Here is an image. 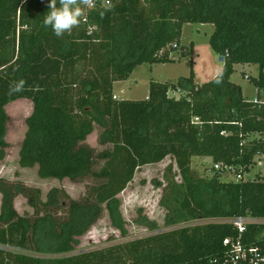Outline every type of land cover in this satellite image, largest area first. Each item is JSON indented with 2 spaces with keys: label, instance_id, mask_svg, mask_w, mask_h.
Masks as SVG:
<instances>
[{
  "label": "trees",
  "instance_id": "trees-1",
  "mask_svg": "<svg viewBox=\"0 0 264 264\" xmlns=\"http://www.w3.org/2000/svg\"><path fill=\"white\" fill-rule=\"evenodd\" d=\"M93 2L88 8L80 0L78 25L56 36L43 23L49 0H0V162L9 147L5 107L26 99L32 111L19 166L36 167L40 179L98 183L78 200L52 188L42 202L39 189L0 178V264H224L223 241L236 232L211 220L264 217V177L222 182L225 174L213 168L223 164L244 175L264 155V103L246 101L230 82L235 65H256V98L264 93V0ZM185 24L214 27L209 46L223 58L221 72L196 85L190 69L174 83L150 81L146 100H115L113 83L137 67L174 61ZM170 91L184 95L169 98ZM95 128L100 151L86 144ZM167 157L181 182L166 177L159 201L165 229L141 216L136 223L151 235L69 255L104 211L126 235L118 196L137 170ZM194 157L211 160L213 178L192 172ZM17 197L32 218L18 214Z\"/></svg>",
  "mask_w": 264,
  "mask_h": 264
},
{
  "label": "rangeland",
  "instance_id": "rangeland-1",
  "mask_svg": "<svg viewBox=\"0 0 264 264\" xmlns=\"http://www.w3.org/2000/svg\"><path fill=\"white\" fill-rule=\"evenodd\" d=\"M182 29L179 48L170 55L174 62L154 66L143 64L136 68L131 80L138 81L137 85L130 89H126L127 85L125 84L115 86L114 95L116 98L118 97V101L143 100L150 79L160 82L174 81L178 77H188L190 69H192L195 83L202 85L212 81L221 72L222 62H219V56L209 46V37L214 31V27L209 24H186ZM183 51L184 57L182 56ZM258 71L256 65L237 64L230 77V82L240 87L243 98L248 102L254 101L257 97V89L251 79L257 77ZM122 88L125 90L124 95L119 92ZM183 95L182 92L170 91L168 97L179 99ZM122 96L124 97L121 98ZM260 97V99H264L263 92H260ZM31 108L28 100L14 101L5 107L9 119L6 135L9 147L5 150L4 160L0 162V176L6 177L9 181L17 178L16 180H20L27 187L39 189L42 202L46 201V195L52 188L63 189L71 199L82 198L87 187L98 184L95 180L87 179L81 183H71L68 179L62 181L40 179L37 176L36 168L23 169L19 166V145L26 132L25 119L30 116ZM98 132L100 131L95 128L93 134L86 139V144L100 151L102 148H99L97 144ZM212 165L211 160L207 158L194 157L191 160L192 172L205 180H210L216 173L213 171ZM169 167L170 173L167 171ZM99 168L97 166L96 170ZM15 174H18V177ZM257 175L264 177V160L260 166L253 165L250 173L244 176V180H252ZM169 176H173L175 182H181L174 160L170 157L159 164L144 166L137 170L132 182L118 196L121 202L122 216L127 223L125 226L126 235H121L111 226L107 213L104 211L102 217L86 235L79 239V244L69 255H77L151 235L152 232L136 223V220L141 216L155 222L159 232L164 230L166 211L160 207L159 201L166 197L164 188H166V177ZM235 178L234 175L225 174L220 176V181L236 182ZM14 208L19 215L33 217L32 208L22 197L15 200Z\"/></svg>",
  "mask_w": 264,
  "mask_h": 264
},
{
  "label": "built area",
  "instance_id": "built-area-1",
  "mask_svg": "<svg viewBox=\"0 0 264 264\" xmlns=\"http://www.w3.org/2000/svg\"><path fill=\"white\" fill-rule=\"evenodd\" d=\"M108 3L109 0H107L106 5H108ZM93 5V0H87L86 6L88 8H92ZM253 102L255 104H263L264 99L256 98ZM257 158L255 164L260 166L261 162L264 160V155ZM213 168L224 174L234 175L236 177V182L245 181L244 176L249 174H235V171L231 167L223 164H215ZM211 221L215 223H227L231 225L236 232L233 237L226 238L223 241V245L226 248L223 259L224 264H264V217H253L250 214H246L243 216L220 218ZM251 227L258 230L256 232H251Z\"/></svg>",
  "mask_w": 264,
  "mask_h": 264
},
{
  "label": "clouds",
  "instance_id": "clouds-1",
  "mask_svg": "<svg viewBox=\"0 0 264 264\" xmlns=\"http://www.w3.org/2000/svg\"><path fill=\"white\" fill-rule=\"evenodd\" d=\"M60 7H56V0H49L50 11L44 18V25L50 26L56 36L70 31L79 23L82 16L80 0H59Z\"/></svg>",
  "mask_w": 264,
  "mask_h": 264
},
{
  "label": "crops",
  "instance_id": "crops-1",
  "mask_svg": "<svg viewBox=\"0 0 264 264\" xmlns=\"http://www.w3.org/2000/svg\"><path fill=\"white\" fill-rule=\"evenodd\" d=\"M186 25V24H185ZM184 26V25H183ZM183 30V29H182ZM174 62V61H173ZM156 65H158V64H156ZM152 66H154V65H152ZM138 68V67H137ZM133 74V73H132ZM132 74L129 76V78L127 79V80H125V81H120V82H115V83H113V97L115 98V100H117L118 101V97L116 98L115 96L116 95H114V89H115V86L116 85H120V84H125V85H127L125 88L126 89H130L131 87H133V86H135V85H137L138 84V81H136V80H131V76H132ZM189 76V75H188ZM179 78H181V77H178L177 79H179ZM176 79V80H177ZM176 80H174V81H168V82H160V81H157V80H155V79H150L149 80V82L147 83V91H146V93H145V97H144V99L143 100H146L147 99V97H148V87H149V83H150V81H154V82H159V83H174ZM196 84V83H195ZM196 85H198V84H196ZM120 92V94H125V90H123V88L119 91ZM124 96H122L121 98H123ZM21 100H26V99H21ZM129 100H131V99H129ZM18 101V100H17ZM131 101H137V100H131ZM30 104H31V102H30ZM31 107H32V104H31ZM32 109V108H31ZM93 134V133H92ZM91 134V135H92ZM90 135V136H91ZM87 138H89V136L87 137ZM208 159V158H207ZM34 168H36V167H34ZM136 174V173H135ZM0 178H5L6 180H7V178L6 177H4V176H0ZM14 180V179H13ZM13 180H11V181H13ZM9 181V180H8ZM19 197H17L15 200H17ZM0 200H1V196H0ZM15 200H14V203H15Z\"/></svg>",
  "mask_w": 264,
  "mask_h": 264
},
{
  "label": "water",
  "instance_id": "water-1",
  "mask_svg": "<svg viewBox=\"0 0 264 264\" xmlns=\"http://www.w3.org/2000/svg\"><path fill=\"white\" fill-rule=\"evenodd\" d=\"M223 61V58L222 57H219V62H222Z\"/></svg>",
  "mask_w": 264,
  "mask_h": 264
}]
</instances>
